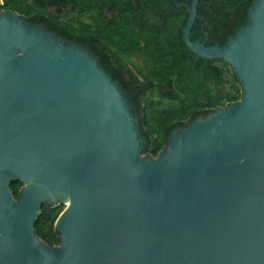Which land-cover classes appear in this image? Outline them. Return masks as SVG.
Masks as SVG:
<instances>
[{"label": "water", "instance_id": "1", "mask_svg": "<svg viewBox=\"0 0 264 264\" xmlns=\"http://www.w3.org/2000/svg\"><path fill=\"white\" fill-rule=\"evenodd\" d=\"M197 1L182 47L226 64L241 95L155 157L95 57L0 11V264H264V0L221 46L189 39ZM42 205H64L57 245L34 235Z\"/></svg>", "mask_w": 264, "mask_h": 264}, {"label": "trees", "instance_id": "2", "mask_svg": "<svg viewBox=\"0 0 264 264\" xmlns=\"http://www.w3.org/2000/svg\"><path fill=\"white\" fill-rule=\"evenodd\" d=\"M73 1L1 0L0 11L42 21L35 16L48 17L45 5L72 6L66 18H56L54 29L87 50L117 82L144 140L141 155L155 157L173 129L240 98L236 78L226 64L196 58L182 47L180 31L190 0H99L104 2L99 5L90 0L83 14L86 23L71 21L81 10ZM251 2L198 0L189 39L205 46L223 45L245 25ZM20 187L19 181L9 184L14 199ZM62 209V205H42L33 224L34 235L48 246L58 244L52 227Z\"/></svg>", "mask_w": 264, "mask_h": 264}, {"label": "flooded vegetation", "instance_id": "3", "mask_svg": "<svg viewBox=\"0 0 264 264\" xmlns=\"http://www.w3.org/2000/svg\"><path fill=\"white\" fill-rule=\"evenodd\" d=\"M89 2H90V0H78V1L75 0L72 2L73 4L76 3L78 7H81V10L76 11V12H78V14L80 16L79 17L76 15L72 16L74 19L70 18L71 21L76 20L75 22H77V21H79V22L81 21L83 23L88 22V19H85L87 17V15H83V14H84V11L87 8V4H89ZM101 3L104 4V2L97 0V5H99ZM44 8H45L44 11H45V13L48 14V17L47 16H40V15L35 16V17H42V19H43L42 21H39L40 19L39 20H33V21L32 20L27 21V20L23 19L22 17L21 18L31 26L39 27L42 31L52 33L53 35H55V37L65 41L67 43H71V41H67L62 35H60L59 31L57 32L56 29H54L55 28L54 27V23H55L54 21H56V18H57V20H63L64 18H66L68 16V12L70 10H72V6L70 4H67L65 7L59 8L58 6H53V5L47 6V5H45ZM101 8L103 9V7H101ZM107 14H109V13H107ZM45 18H46V20H45ZM133 116H134V114H133Z\"/></svg>", "mask_w": 264, "mask_h": 264}, {"label": "rangeland", "instance_id": "4", "mask_svg": "<svg viewBox=\"0 0 264 264\" xmlns=\"http://www.w3.org/2000/svg\"><path fill=\"white\" fill-rule=\"evenodd\" d=\"M85 19H87V17H86ZM132 61H134V62L138 63V60H137V59H135V58H132ZM62 207H64V205H62Z\"/></svg>", "mask_w": 264, "mask_h": 264}, {"label": "bare ground", "instance_id": "5", "mask_svg": "<svg viewBox=\"0 0 264 264\" xmlns=\"http://www.w3.org/2000/svg\"><path fill=\"white\" fill-rule=\"evenodd\" d=\"M66 204V203H65Z\"/></svg>", "mask_w": 264, "mask_h": 264}]
</instances>
